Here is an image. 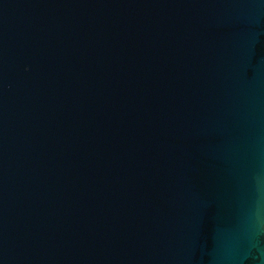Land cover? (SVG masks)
Segmentation results:
<instances>
[{"label":"water","instance_id":"water-1","mask_svg":"<svg viewBox=\"0 0 264 264\" xmlns=\"http://www.w3.org/2000/svg\"><path fill=\"white\" fill-rule=\"evenodd\" d=\"M0 264H264V0H0Z\"/></svg>","mask_w":264,"mask_h":264}]
</instances>
